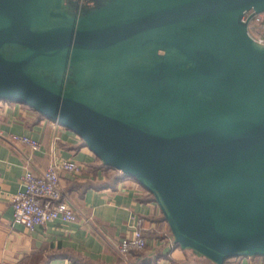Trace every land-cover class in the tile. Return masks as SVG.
I'll return each instance as SVG.
<instances>
[{
  "label": "water",
  "instance_id": "95a60500",
  "mask_svg": "<svg viewBox=\"0 0 264 264\" xmlns=\"http://www.w3.org/2000/svg\"><path fill=\"white\" fill-rule=\"evenodd\" d=\"M0 0V100L153 195L181 248L264 256V0Z\"/></svg>",
  "mask_w": 264,
  "mask_h": 264
},
{
  "label": "crops",
  "instance_id": "0c3cea01",
  "mask_svg": "<svg viewBox=\"0 0 264 264\" xmlns=\"http://www.w3.org/2000/svg\"><path fill=\"white\" fill-rule=\"evenodd\" d=\"M10 132L32 136L40 147L14 146L0 136V264H214L173 241L159 205L135 179L120 176L103 183L107 170L72 130L25 104L0 100V133ZM27 155L40 167L52 158L66 157L83 164L78 175L61 172L63 191L76 209L75 220H53L28 230L12 219L11 200L23 186ZM137 215L149 227L147 246L123 260L116 242ZM262 257L233 256L224 264H264Z\"/></svg>",
  "mask_w": 264,
  "mask_h": 264
},
{
  "label": "built area",
  "instance_id": "2783aa9c",
  "mask_svg": "<svg viewBox=\"0 0 264 264\" xmlns=\"http://www.w3.org/2000/svg\"><path fill=\"white\" fill-rule=\"evenodd\" d=\"M247 18V31L251 37L264 43V11L252 9L244 14ZM6 141L14 146L25 144L32 149L40 147V141L27 134L10 132L4 135ZM83 164L73 157L52 158L45 167L38 166L31 156L25 158L23 186L12 196V219L32 230L39 224L60 220L69 222L76 219V209L69 196L63 191L61 172L78 175ZM145 218L137 215L130 224L128 233L116 242L117 254L127 260L133 251L143 250L147 246L149 227Z\"/></svg>",
  "mask_w": 264,
  "mask_h": 264
},
{
  "label": "trees",
  "instance_id": "16d2710c",
  "mask_svg": "<svg viewBox=\"0 0 264 264\" xmlns=\"http://www.w3.org/2000/svg\"><path fill=\"white\" fill-rule=\"evenodd\" d=\"M22 104H24V103H22ZM28 107H30V106H28ZM39 114L42 115L41 113H39ZM42 116H44V115H42ZM102 166L107 170V174H108L107 180L106 181H103V183H105V184H110L113 181H115L116 179H118L120 176H123V174H122V172L120 170H118V169H116V168H114L112 166H109V165L103 164V163H102ZM89 183H92V182H89ZM149 194H150L151 199L154 201L153 195L150 192H149ZM262 258H264V256ZM123 260H125V259H123Z\"/></svg>",
  "mask_w": 264,
  "mask_h": 264
},
{
  "label": "flooded vegetation",
  "instance_id": "af4514ba",
  "mask_svg": "<svg viewBox=\"0 0 264 264\" xmlns=\"http://www.w3.org/2000/svg\"><path fill=\"white\" fill-rule=\"evenodd\" d=\"M73 2L80 3V4H93V0H72Z\"/></svg>",
  "mask_w": 264,
  "mask_h": 264
},
{
  "label": "rangeland",
  "instance_id": "374dc122",
  "mask_svg": "<svg viewBox=\"0 0 264 264\" xmlns=\"http://www.w3.org/2000/svg\"><path fill=\"white\" fill-rule=\"evenodd\" d=\"M169 234L172 236V233H171V231L169 230Z\"/></svg>",
  "mask_w": 264,
  "mask_h": 264
}]
</instances>
